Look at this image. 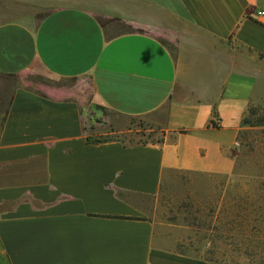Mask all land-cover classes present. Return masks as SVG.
Wrapping results in <instances>:
<instances>
[{"label": "crops", "instance_id": "obj_1", "mask_svg": "<svg viewBox=\"0 0 264 264\" xmlns=\"http://www.w3.org/2000/svg\"><path fill=\"white\" fill-rule=\"evenodd\" d=\"M264 0H0V264H222L166 243L165 176L228 178L264 106ZM161 37V38H160ZM142 119L163 143L95 142Z\"/></svg>", "mask_w": 264, "mask_h": 264}, {"label": "rangeland", "instance_id": "obj_2", "mask_svg": "<svg viewBox=\"0 0 264 264\" xmlns=\"http://www.w3.org/2000/svg\"><path fill=\"white\" fill-rule=\"evenodd\" d=\"M82 98L90 139L127 144L163 139L159 129L142 119H131L126 132L111 134L112 114L92 102L89 84ZM246 120L250 124L233 151L236 168L231 177L175 172L165 176L154 217L166 243L175 249L222 264H264V202L254 208L258 226L253 232L241 227L244 212L238 206L244 195L264 198V106L252 107Z\"/></svg>", "mask_w": 264, "mask_h": 264}, {"label": "trees", "instance_id": "obj_3", "mask_svg": "<svg viewBox=\"0 0 264 264\" xmlns=\"http://www.w3.org/2000/svg\"><path fill=\"white\" fill-rule=\"evenodd\" d=\"M250 111H251V109H250ZM251 113L254 114V111ZM244 123L248 124V125L250 124L249 121L246 120V118L244 120ZM93 141L103 142V141H107V140H93ZM158 143H160V144L163 143V139L161 141H159ZM243 197H244L243 199L242 198L239 199L240 203L238 205L244 212V214L242 215L243 221L241 223V227L245 230H250L249 232H253V231H255V228H257V226H258V225H256L258 223V219H257L258 216L255 215L256 210L254 208L260 207L261 205L259 206L258 202L260 200H262L264 202V198H259V197L257 198L254 195H244ZM262 201H260V202H262ZM261 224L264 225V219H262ZM183 253H185V252H183Z\"/></svg>", "mask_w": 264, "mask_h": 264}, {"label": "built area", "instance_id": "obj_4", "mask_svg": "<svg viewBox=\"0 0 264 264\" xmlns=\"http://www.w3.org/2000/svg\"><path fill=\"white\" fill-rule=\"evenodd\" d=\"M260 16H264V10L260 11L259 13ZM238 145V144H237Z\"/></svg>", "mask_w": 264, "mask_h": 264}]
</instances>
